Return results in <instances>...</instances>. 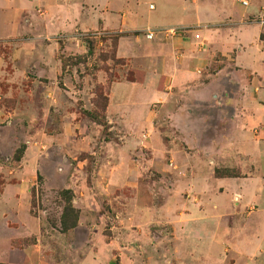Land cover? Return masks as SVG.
Returning a JSON list of instances; mask_svg holds the SVG:
<instances>
[{"label":"crops","instance_id":"1","mask_svg":"<svg viewBox=\"0 0 264 264\" xmlns=\"http://www.w3.org/2000/svg\"><path fill=\"white\" fill-rule=\"evenodd\" d=\"M132 1L139 5L131 7ZM244 3L160 0L161 10L152 15L155 6L151 4L146 14L141 0H0V41L22 37V14L36 5L43 7L44 14L41 34L35 37L50 41L38 46L26 40L14 48L16 72L8 81L24 79L26 69L38 63L37 54L42 53L46 54L40 57L45 64L43 76L55 84L60 71L56 38L71 37L77 29H96L97 13L103 8L99 14L104 28L141 32L118 38L116 57L126 60L142 80L110 84V120L122 128L120 121H125L131 108L144 109L154 100L183 99L190 123L196 116L194 106L212 110L218 117L215 126L207 125L209 132L217 133L215 145L207 150L222 154L212 163L264 165V41L260 39L264 27L259 21L264 0ZM147 32H153L151 39L146 38ZM3 74L0 57V80ZM199 114L206 116L203 111ZM16 115V110L0 107V264H52L41 254L40 220L31 212V191L39 149L48 148L54 138L33 135L31 123L28 134L25 127L18 137L11 135L10 122ZM20 144H26L22 156L11 162ZM107 176L102 177L111 183L116 179ZM201 196V206L169 212L166 219L179 229L176 239L195 246L200 264L208 263L209 251L215 247L223 251L225 264H264V170H243L216 179ZM104 247L80 264H108L106 243Z\"/></svg>","mask_w":264,"mask_h":264},{"label":"rangeland","instance_id":"2","mask_svg":"<svg viewBox=\"0 0 264 264\" xmlns=\"http://www.w3.org/2000/svg\"><path fill=\"white\" fill-rule=\"evenodd\" d=\"M236 1L244 6L245 0ZM141 4L146 14L151 4L152 15L161 10L160 0H141ZM104 10H98L96 29H77L71 37L56 38L60 71L53 85L43 76L40 57L46 54L42 53L37 54L38 63L26 69L24 79L8 81L16 72L14 48L26 40L38 46L43 40L50 42L35 37L41 34V5L22 14L23 39L0 41L4 60L0 107L18 113L10 122L11 135L19 136L25 127L28 134L31 123L33 135L54 138L48 148L39 149L33 173L31 212L40 220L41 254L52 264H80L106 243L108 264H200L195 246L176 239L179 229L166 219L169 212L201 206V194L216 179L243 170L258 172L264 165L212 163L222 154L207 150L217 136L207 125L215 126L218 117L194 106L196 116L190 123L183 99L154 100L144 109L131 108L120 121L122 128L110 120V84L142 80L126 60L116 57L118 38L141 32L104 28L99 14ZM81 12L83 16V6ZM24 145L14 151L11 162L19 161ZM104 174L116 177L115 181L106 180ZM222 257L223 251L215 247L207 264H225Z\"/></svg>","mask_w":264,"mask_h":264},{"label":"built area","instance_id":"3","mask_svg":"<svg viewBox=\"0 0 264 264\" xmlns=\"http://www.w3.org/2000/svg\"><path fill=\"white\" fill-rule=\"evenodd\" d=\"M243 3H244V2H243ZM244 4H245V3H244ZM261 23L263 24V23H264V20H262ZM168 32L172 34V33L174 32V29H168ZM152 36H153V32H147V33H146V38H147V39H151Z\"/></svg>","mask_w":264,"mask_h":264},{"label":"trees","instance_id":"4","mask_svg":"<svg viewBox=\"0 0 264 264\" xmlns=\"http://www.w3.org/2000/svg\"><path fill=\"white\" fill-rule=\"evenodd\" d=\"M260 39H261L262 41H264V29H263L262 34L260 35ZM128 80H129V79H128Z\"/></svg>","mask_w":264,"mask_h":264}]
</instances>
